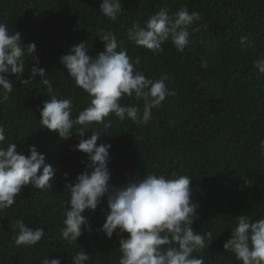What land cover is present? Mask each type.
<instances>
[{"label": "trees", "instance_id": "16d2710c", "mask_svg": "<svg viewBox=\"0 0 264 264\" xmlns=\"http://www.w3.org/2000/svg\"><path fill=\"white\" fill-rule=\"evenodd\" d=\"M100 3L0 0V22L10 32H19L25 46L35 43L38 66L45 69L54 91L60 98L73 100V118L88 105L89 97L75 88L59 58L81 42L91 56L102 52L98 29L111 30L118 41H123L128 55L139 58L137 67L146 77H168L166 85L176 94L152 110L153 118L147 124L108 118L112 126L97 140V145L111 146L108 183L119 188L149 173L189 176L191 200L198 203V219L192 228L201 235L211 232L213 239L209 248L196 255L203 257L205 264H240L223 249L235 218L264 217V154L259 148V141L264 139V74L254 67V61L264 54V0H121L124 11L116 23L102 15ZM182 6L201 16L193 25L199 30L190 36L191 43L183 53L166 42L164 50L153 55L127 40V29L133 23L143 26L161 7H167L171 16ZM241 37L253 47H242ZM28 59L20 78L8 76L14 90L9 101L0 105V125L6 134L0 146L16 143L18 153L27 157L34 145L55 174L50 190L41 192L25 186L17 202L0 214V264H41L46 256L71 264L77 251L90 255L87 264H118L119 239L128 234L118 236L114 232L109 239L98 231L105 221L106 197L94 212L86 209L82 213L90 231L82 226L77 244L67 245L61 239L63 202L68 199L65 184L91 171L86 167L90 161L75 149L78 134L62 140L40 127V111L49 97L38 76L32 83L20 82L28 79L35 63ZM202 61L208 62L206 69L201 67ZM121 103L142 104L127 97ZM96 127L103 126L91 130ZM90 135L86 130L84 138ZM65 207L70 210L67 203ZM18 219L27 227L44 229L37 245H14Z\"/></svg>", "mask_w": 264, "mask_h": 264}, {"label": "clouds", "instance_id": "9594fccd", "mask_svg": "<svg viewBox=\"0 0 264 264\" xmlns=\"http://www.w3.org/2000/svg\"><path fill=\"white\" fill-rule=\"evenodd\" d=\"M99 11L108 21L116 23L124 10L121 0H101ZM200 19L199 12H190L186 6L178 8L171 16L167 7H161L143 26L133 23L127 29V40L153 55L160 54L166 42H171L177 53H183L191 43L190 36L199 30L193 25ZM96 35L104 44L102 52L91 56L81 42L59 58L75 88L89 97L88 105L73 118V100L60 98L54 91L45 69L38 66L35 43L25 46L19 32H10L8 26L0 22V105L9 101L14 90L8 76L20 78L30 57L35 63L28 79L20 82L29 84L38 76L46 89L49 98L40 111V127L55 132L62 140L78 134L80 140L75 149L86 154L90 161L86 167L91 171L78 175L74 183L65 184L68 199L63 202L61 239L72 245L82 235V226L90 231L82 213L86 209L94 212L106 197L105 221L98 231L109 239L114 232L118 236L128 234L127 238L119 239L118 264H205L203 257L196 254L209 248L212 233L201 235L192 228L198 219V203L191 200L189 176L149 173L119 188L108 183L111 146L97 145L101 134L112 126L108 118L114 116L120 121L130 119L136 124H147L153 118L152 110L161 108L162 102L176 93L167 87L166 75L156 79L146 77L137 67L139 58L130 57L123 47L124 42L118 41L111 30L101 28ZM240 43L244 48L253 47L246 37H241ZM201 67L206 69L208 62L202 61ZM254 67L264 74V54L254 61ZM126 97L142 104H122ZM96 125L103 127L91 130ZM86 130L91 132L87 139L84 138ZM5 139V129L0 125V145ZM259 148L264 154V139L259 141ZM28 151L26 157L18 153L16 143L0 146V214L17 202L23 187L31 186L44 192L53 186L54 167L45 163L44 154L38 153L34 145ZM66 203L70 210L65 207ZM235 219L231 237L223 244V249L232 253L240 264H264V217ZM15 228L13 243L17 247L35 246L44 237L42 227H27L22 219L16 221ZM46 257L41 259V264H61L60 258ZM90 258L85 251H77L71 264H87Z\"/></svg>", "mask_w": 264, "mask_h": 264}]
</instances>
